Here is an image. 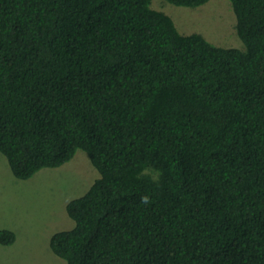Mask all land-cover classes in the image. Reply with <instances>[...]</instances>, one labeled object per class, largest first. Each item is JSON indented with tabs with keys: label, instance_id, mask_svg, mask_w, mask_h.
Instances as JSON below:
<instances>
[{
	"label": "trees",
	"instance_id": "trees-1",
	"mask_svg": "<svg viewBox=\"0 0 264 264\" xmlns=\"http://www.w3.org/2000/svg\"><path fill=\"white\" fill-rule=\"evenodd\" d=\"M229 1L242 50L152 0H0V153L100 175L51 238L66 264H264V0Z\"/></svg>",
	"mask_w": 264,
	"mask_h": 264
},
{
	"label": "rangeland",
	"instance_id": "rangeland-1",
	"mask_svg": "<svg viewBox=\"0 0 264 264\" xmlns=\"http://www.w3.org/2000/svg\"><path fill=\"white\" fill-rule=\"evenodd\" d=\"M152 8L169 15L183 35L198 33L215 46L245 49L229 0H211L198 8L152 0ZM99 177L82 150L62 167L42 169L28 180L17 179L0 153V230L17 236L12 245L0 244V264H66L51 250V238L74 228L67 205L85 195Z\"/></svg>",
	"mask_w": 264,
	"mask_h": 264
}]
</instances>
